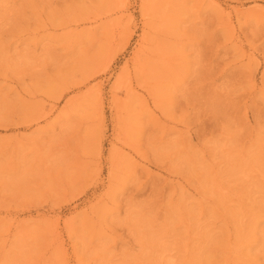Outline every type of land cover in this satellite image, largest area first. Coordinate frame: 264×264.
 Returning a JSON list of instances; mask_svg holds the SVG:
<instances>
[{"label": "rangeland", "instance_id": "rangeland-1", "mask_svg": "<svg viewBox=\"0 0 264 264\" xmlns=\"http://www.w3.org/2000/svg\"><path fill=\"white\" fill-rule=\"evenodd\" d=\"M168 253L264 264V0H0V264Z\"/></svg>", "mask_w": 264, "mask_h": 264}, {"label": "bare ground", "instance_id": "bare-ground-1", "mask_svg": "<svg viewBox=\"0 0 264 264\" xmlns=\"http://www.w3.org/2000/svg\"><path fill=\"white\" fill-rule=\"evenodd\" d=\"M143 6L147 7V4L144 3ZM170 62V61H169ZM144 67L141 66V69H143ZM165 257H167V264H177L176 260L174 259V256L170 253H168Z\"/></svg>", "mask_w": 264, "mask_h": 264}]
</instances>
